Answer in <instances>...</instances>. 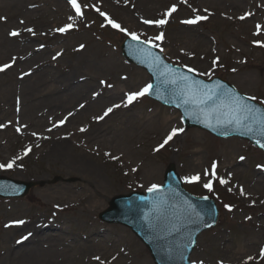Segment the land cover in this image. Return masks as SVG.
I'll return each mask as SVG.
<instances>
[{
    "label": "rangeland",
    "instance_id": "374dc122",
    "mask_svg": "<svg viewBox=\"0 0 264 264\" xmlns=\"http://www.w3.org/2000/svg\"><path fill=\"white\" fill-rule=\"evenodd\" d=\"M77 2L84 9L82 15L73 11L69 0H51L47 10L50 15L35 23V27L46 34L34 38L28 45L34 47L33 56L41 58L39 60L44 64L34 59L30 68H40L31 77H36L42 70L43 75L47 70L60 75L61 71L76 66L92 69L93 73L103 77L99 85L104 91L120 89L114 101L100 109L111 106L114 113L102 125L94 122L101 115L96 110L85 112L87 116L78 119L79 106L85 103V98L76 99L65 107L43 104L31 109L30 105L23 104L27 97H18L13 87L5 85L6 81H14L16 72L10 73V78L9 73L0 75V164L15 160L12 168H0V176L21 182L45 183L43 187L32 189L25 199H0V252L3 251L2 235H10V241L19 242L24 234L23 230L4 231L1 227L2 219L11 214L19 220H42L45 223L54 220L62 228L63 236L47 241L50 244L65 242L72 245L76 243L75 239L102 243V249L91 253L89 264H112L115 258L123 261L122 264H154L148 250L128 228L105 224L99 220V215L119 196L146 193L153 184L162 186L166 169L174 164L186 190L196 196L213 198L221 213L218 225L198 239L192 262L264 264V256H261V249H264V169L259 170V166L264 168V153L236 138L218 139L197 129L186 131L177 111L147 98L128 104V94L150 85L151 79L145 71L129 64L121 50L122 43L135 33L138 40L163 52L170 63L194 69L205 79L220 76L241 94L264 106V3L255 8L253 12L256 13L246 21L247 25L237 21L234 15L224 19V12L229 10L225 5L214 14L203 11L205 2L201 0H166L165 3L150 0L157 19L167 22L159 29H147L137 24L127 8L109 6L106 0ZM174 5L176 11L168 15ZM250 9L254 8L243 7L242 11ZM101 12L125 31L112 27ZM187 18L195 20L191 25L207 36L203 46L175 37L179 23ZM255 22L259 23L258 27H253ZM7 23L15 29L21 28L13 17ZM67 25L72 27L67 28ZM0 28V41H3L8 25L0 20ZM60 28L67 30L60 32ZM161 34L163 39H156ZM44 47L48 48L38 53ZM53 47L63 50L62 57L56 61L51 60L54 51L50 49ZM82 55L85 56L82 58ZM110 55L120 61L116 72H111L107 64L100 71L91 67V59L95 64H103L109 62ZM30 81L28 78L23 86ZM102 82L104 84H100ZM5 90H10L8 97L4 96ZM35 93L37 101L55 98L44 93L43 88ZM30 112L53 118L60 125L57 131L66 135L63 140H56L50 151L44 147V155L38 154L41 147H34L45 144L32 134L36 132L24 128L36 120H41L39 124L44 127L45 118L35 119ZM118 124H121L119 128L123 133L116 137L112 134L114 143L101 145L99 140L104 139V132L111 131ZM173 128L183 131H178L164 144ZM96 133L98 137L93 138ZM129 133L133 135L129 136ZM60 141L64 145L56 144ZM94 168L97 174L90 172ZM196 175L200 176L199 181L185 179ZM55 178H61V181L54 183ZM251 178H257V186L248 188L245 197L242 186ZM212 181L215 183L213 189L204 187ZM64 197L69 201L62 200ZM257 233L260 237L254 244ZM113 244L116 247L111 250L109 246ZM247 245L251 248L246 249ZM97 257H102L101 263L93 261Z\"/></svg>",
    "mask_w": 264,
    "mask_h": 264
},
{
    "label": "bare ground",
    "instance_id": "6f19581e",
    "mask_svg": "<svg viewBox=\"0 0 264 264\" xmlns=\"http://www.w3.org/2000/svg\"><path fill=\"white\" fill-rule=\"evenodd\" d=\"M109 6H115L120 8H127L131 17L137 21L138 25L145 26L147 29H159L161 25H157L155 23H145L144 21H157L158 15L155 11L153 5L150 4V0H106ZM166 0H161L162 3H165ZM205 2V8L203 11L207 13L218 14V8L222 6H228L225 8H229L228 11H225L223 14L224 19H229L230 15H234L237 18V21L244 22L243 24H247L246 21L251 19L256 12H253L255 8L261 7V4L264 3V0H201ZM160 2V3H161ZM225 2V3H224ZM211 3H216L211 4ZM225 5V6H224ZM51 6V0H0V17L4 19H0L8 28L4 33L5 40L0 41V68H3L4 65H9L7 68H3V71H0L1 74H8V78L11 77L10 73L16 72L14 76V81L9 82L6 81L5 85H9L14 88L15 93L18 97H27L24 100L23 104L30 105L29 108L35 109L39 105H50L52 107H57L59 105L65 107L68 103L79 99L85 98V103L79 106L80 113H77V118H83L87 116V113L90 110H96L98 114H101L99 117H103L99 119L96 117L94 122L97 125H102V123L112 116L113 113H108L104 115L107 111L106 108L100 110L103 105L114 101L116 96L120 93V89L117 88L113 92L110 90L104 91L100 85L99 81L103 77L98 74L93 73L92 69H86L84 66H76L71 67L68 71H61L60 75H56L51 73V71H45L46 74L43 75L42 71H40L36 77H31L32 74L37 71L40 66H34L30 68L34 59L40 64H44L43 61H40L39 57L33 56L34 47L29 46L28 43L31 42L34 38H40L45 36L43 32H41L37 27H35V23L44 16H49L50 13L47 11ZM47 7V8H45ZM254 8L243 13L242 8ZM243 13V14H242ZM128 14V13H127ZM241 14V15H240ZM129 16V14H128ZM13 17L14 20L18 24L21 25V28L15 29L11 27L10 23H7L9 18ZM243 17V19H241ZM130 18V16H129ZM131 19V18H130ZM189 19H182L179 23V29L175 33L176 38H181L189 43H192L196 46H203L208 38L207 36L198 30H196L191 24L185 23ZM10 24V25H9ZM248 25V24H247ZM259 25L258 22L253 24V27ZM251 27V25H249ZM31 28L33 31L29 32L27 29ZM16 31L19 35L13 36L10 33ZM3 35V32H2ZM0 37H1V28H0ZM27 45V46H26ZM48 47H44L38 53L45 51ZM10 51H14L10 53ZM50 51H54L53 56L51 57L52 61H56L57 58L62 57V51L56 50L54 47L50 49ZM85 55H82V58ZM109 62H104L95 64L94 60H90L91 67L93 69L100 71L103 65H108L111 72H116L118 70V65H120V61L116 60L113 55H110ZM7 61V62H3ZM43 66V65H42ZM23 71V72H22ZM106 72V71H105ZM107 74V72H106ZM105 75V74H104ZM31 79L29 83H26L24 86V82L26 80ZM78 84V85H77ZM101 84V83H100ZM43 88V92L49 95L54 96V99L45 98L43 101H37L35 99V92H39V90ZM68 90L66 94L63 92ZM6 93L4 96L8 97L10 90H5ZM16 99H14L15 103ZM22 104V105H23ZM16 103V108H17ZM20 106V105H19ZM31 117L36 118H45V126H40L39 123L42 121L32 122L29 126H26L25 130H32V133L35 135L36 139L42 142L44 145L35 146V149L38 150L39 155H44L45 147L48 151H50L52 144L56 140H63L66 135L57 131L60 128L58 122H54L51 117H43L39 113L36 115H32ZM121 124L115 126V130L104 132V139L99 140V143L102 145L104 143H114L115 138L112 137V134L116 137L120 133H123L121 129ZM129 128L128 126H125ZM125 128V130H126ZM95 133V132H94ZM111 135V136H109ZM133 135L129 133V136ZM88 136V135H87ZM93 138H97L98 134L96 133ZM87 140H89L87 138ZM62 141L57 142V145H61ZM100 144H96L100 146ZM62 145H64L62 143ZM0 145V149H1ZM33 148V150H34ZM35 151V150H34ZM194 163V162H191ZM196 164V163H195ZM195 164H191L194 166ZM190 165V162H189ZM191 168V167H190ZM89 172V170H87ZM92 174H97L96 169L90 170ZM261 173V172H259ZM263 174V173H261ZM100 178V177H99ZM153 179L152 176H150ZM158 177H154L157 179ZM262 182V181H261ZM257 186V178H251L249 181L245 182L242 186L243 196H247V189L250 187ZM55 198V197H52ZM62 200L69 201L66 197ZM15 221H24L23 224L14 223ZM4 231L11 230L12 232H16L18 230H23L24 233L22 235L26 237L22 241V247L17 250L18 245L16 241H10V235L4 234L2 235L3 240V251L0 252V264H89V257L91 253L95 250L98 251L102 249V243H94L90 240L80 241L79 239H75L76 243L67 244V243H57L50 244L47 241H50L52 238L56 239L57 237H62L63 234L62 228L55 223L54 220H51L49 223H45L40 220H19L16 216H11L9 214L6 218L2 219V225ZM261 234V232H260ZM260 235L257 233L256 240L253 242L256 244L259 240ZM250 244V243H248ZM1 246V244H0ZM116 247L115 244L110 245L109 248L114 250ZM251 246L247 245L246 249H250ZM104 253V252H103ZM102 254V253H101ZM225 258L228 256L225 254ZM224 258V259H225ZM115 264H122L123 261L117 260L114 261ZM132 264V262L130 263Z\"/></svg>",
    "mask_w": 264,
    "mask_h": 264
},
{
    "label": "water",
    "instance_id": "95a60500",
    "mask_svg": "<svg viewBox=\"0 0 264 264\" xmlns=\"http://www.w3.org/2000/svg\"><path fill=\"white\" fill-rule=\"evenodd\" d=\"M123 50L132 63L148 69L153 75L150 97L179 109L188 128L199 127L218 137L241 136L258 146L264 144L261 110L243 98L240 104L245 107L237 109L231 102V98L237 97L231 88L220 82L204 83L164 65L142 43L128 41ZM206 94L212 99L208 100ZM174 171L171 166L165 188L160 191L161 197L150 194L148 197L119 198L102 217L108 223L130 226L148 245L156 264H189L196 238L213 227L218 218L213 202L186 194ZM33 186L1 179L0 196L22 197Z\"/></svg>",
    "mask_w": 264,
    "mask_h": 264
},
{
    "label": "snow or ice",
    "instance_id": "6c2138e0",
    "mask_svg": "<svg viewBox=\"0 0 264 264\" xmlns=\"http://www.w3.org/2000/svg\"><path fill=\"white\" fill-rule=\"evenodd\" d=\"M69 2L72 4L73 8H75L77 15H82L81 8H80L79 4L77 3V0H69ZM97 11H99V10L97 9ZM174 11H176L175 5L169 10V12L167 14L170 15ZM100 14L102 16H105V19L108 21V23L112 27L118 28L121 31H125L124 29L120 28V25L119 24H117L114 21H112L111 19H109L106 16L105 13L101 12ZM205 18L206 17H197V19H205ZM0 19H4V18L3 17H0ZM241 19H243V17H241ZM144 22L145 23H148V24L155 23L157 25H162V24L166 23L167 21L162 19V20H157V21H149V20H146ZM195 22H196L195 20L185 21V23H189V24L195 23ZM71 27H72L71 25H67V28H71ZM66 30H67L66 28H60V29H58V31H60V32H64ZM27 31L32 32L33 30L31 28H29V29H27ZM10 34L13 35V36L19 35V33L16 32V31L11 32ZM130 35H131L132 39H134V40H137L138 39V36L135 33H131ZM156 39H163V34H161L160 36L156 37ZM214 63H215V61H214ZM7 67H9V65H4L3 66V68H7ZM3 68H0V71H3ZM188 71L191 72V71H195V70L190 68V69H188ZM185 79H186V77H185ZM151 87H152V85H147L142 90H140L139 92H133V93L128 94V96H127V103L128 104H131L134 100L138 99L139 97L144 96L146 93H148L150 91ZM207 99L208 100H211L212 99V96L211 95H207ZM201 102H203V101H201ZM231 102L237 106V109H242V108L245 107V106H243V105L240 104V98L239 97H233V98H231ZM117 107H118V105H117ZM111 111H112V108L107 109V111L104 113V115H107ZM102 118L103 117H99V119H102ZM178 131H183V129H175V128H173L171 130L170 134L164 140V144H167L168 141L171 140L172 137L175 136ZM260 146L262 148H264V144H261ZM160 147H163V144ZM28 151H30V149ZM25 155H27V152H25ZM14 164H15V160H12L11 162L7 163L6 165L5 164H0V168H12ZM212 167H213V169H215V164H213ZM185 179L188 180L189 182H196V181H199L200 180V176L199 175H196V176H193V177H186ZM220 182L221 183H225L224 180H221ZM204 187L205 188H208L209 190L212 189L211 183H206L204 185ZM157 189H158V186L155 185V184H153L148 189V191L149 192H153V191H156ZM225 207H227V208H229V210H231L230 206L226 205ZM14 223L23 224L24 221H15ZM261 256H264V249H261ZM97 259H99V258L97 257ZM249 259H251V258H249ZM193 264H197V262H193ZM199 264H203V262L201 261V262H199Z\"/></svg>",
    "mask_w": 264,
    "mask_h": 264
}]
</instances>
